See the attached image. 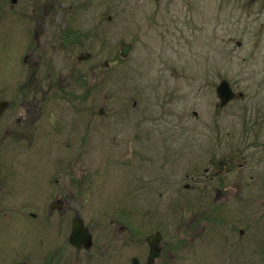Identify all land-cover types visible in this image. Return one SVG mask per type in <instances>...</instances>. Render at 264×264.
I'll return each instance as SVG.
<instances>
[{"label": "rangeland", "instance_id": "obj_1", "mask_svg": "<svg viewBox=\"0 0 264 264\" xmlns=\"http://www.w3.org/2000/svg\"><path fill=\"white\" fill-rule=\"evenodd\" d=\"M263 1L0 0V24L13 18L0 33L3 72L11 71L19 84L34 71L39 80L52 78L56 66L64 97L81 99L62 102L64 120L77 119L81 139L96 125L91 151L46 156L60 182H70L60 210L49 208L52 198L35 202L23 193L13 202L0 200V264H30L27 245L34 231H45L52 237L48 242L56 243L58 213L79 214L96 232L99 248L110 217L145 213V235L156 228L169 237L176 226L184 244L179 251L195 253L203 239L208 242L196 256L179 255V263L222 264L221 235L209 228L222 227L217 213L237 210H224L214 199L219 180L239 177L246 186L250 177L264 175ZM124 42L132 47L122 58ZM83 52L92 59L77 61ZM222 79L242 96L219 107L216 86ZM12 140L5 139L0 161H10ZM19 151L14 157L20 174L28 154ZM222 161L234 164L225 174ZM198 177L209 181L203 196L194 198L195 191L183 186ZM247 200L242 213L251 212ZM36 213L47 217L39 221ZM39 243L46 245L43 238ZM253 247L242 246L236 262L257 264Z\"/></svg>", "mask_w": 264, "mask_h": 264}, {"label": "flooded vegetation", "instance_id": "obj_2", "mask_svg": "<svg viewBox=\"0 0 264 264\" xmlns=\"http://www.w3.org/2000/svg\"><path fill=\"white\" fill-rule=\"evenodd\" d=\"M252 1L256 3L259 0ZM258 15H261V13H258ZM6 20L0 24V33L2 29L8 28V24L13 25V18H7ZM85 53H88L89 57L79 60L78 56L77 61L85 62L92 59L91 53ZM26 59L27 56L25 57ZM37 62L36 60L35 63ZM49 63L54 64V59H50ZM104 65L107 67L109 63L105 61ZM55 67L53 66L54 73L52 78L46 75L42 76V80H39L37 72L34 71L31 72L26 82L19 84L13 82L11 71L3 72V68H0V148L3 154H6L2 150L3 146L6 147V143H4L5 139H13L12 156H9L10 161H0V200L11 199L13 202V199L22 196L23 193V196H26L28 200L35 202L36 200L44 201L52 198L49 208L51 210L55 208L60 210L64 206L62 199V197H65L64 192L66 189H71L67 188L70 182L69 179L66 182L65 180L60 182L58 177L59 172L54 171L57 168L49 167L47 154L57 151H69V153L76 152L80 154L81 152H87L88 149L92 150L93 145L90 139L96 134V125L92 131V135L89 133L90 136L86 135L84 139H81L77 119L64 120L65 107L62 102L64 100L69 102L75 100L81 101V99H77L76 96L69 95V93L67 96H72L73 98L64 97L63 83L61 82L60 75H58V69ZM73 74L75 75V73ZM8 90L9 92H7ZM101 109L103 113L100 114L98 111L99 115L104 114V109L100 108L99 110ZM95 116L96 114L94 113L91 117ZM90 122L93 124V119L89 120V126H91ZM112 141L115 140L112 139ZM73 143L74 145H72ZM96 144L95 140V147ZM19 149V152L28 154L25 161L27 166L20 174L18 173L16 158L14 157ZM31 154H34V159ZM59 160L60 158L54 164L55 167H58L57 162ZM221 165L224 167L222 169L225 174L234 164L228 161L226 165L222 161ZM241 165L239 164V166ZM51 170L54 172L52 173ZM71 176L69 172L66 174L67 178ZM192 181L194 182L192 186L186 183L183 186L184 189H193L195 192L192 197L196 198L199 195V198H201L203 195L200 196V194L205 190L209 180L198 177L193 178ZM249 181L246 184L249 187H246L242 184L243 179L239 177L235 178L233 182L221 178L218 184L219 187L214 191V199L218 200L221 208L235 207V210H237L236 213H226V211L217 213L219 217L217 221L222 224V227L219 231L214 227L209 228V230H213L212 234L219 232L221 235L224 246V249L221 251L222 259L220 261H222V264H239L236 261L237 257H242V246L247 247L248 245L254 246L250 249L251 254L254 255L252 256L254 258L253 261L257 264H264V175L250 177ZM167 190L170 189L167 188ZM169 193V191H166L165 194L168 196ZM169 195L172 197L178 196L176 192H171ZM246 198L250 200L252 205V207L250 205V213H242V209H244L243 202L246 201ZM229 199L233 201V204H230V206L226 204L229 202ZM10 212L13 213V209ZM205 212L203 211L202 213ZM29 213L35 212L29 211ZM38 214L41 216L40 213ZM38 214H33V216H37L38 218ZM58 215L59 223L56 225V230L60 231V237H57L60 239L56 243L50 244L48 240H51L52 237L45 235V231L44 233L43 231L40 232L42 235L36 234L34 231L27 245L28 263L181 264L178 260L179 255L190 256L191 258L193 255L196 256L200 251L206 250L208 245V242L203 239V243H201L200 247L196 248L198 251L195 253L191 249L179 251L184 247V244L178 241L176 226H171V235L169 237L163 231H159L156 228L154 232L152 231L150 234L145 235V226L141 221V218L145 217V213H121L115 215V220L112 219L114 217H110V226L105 229L103 236L100 238L102 247L99 248L96 232L85 225L79 214L58 213ZM42 217L47 216L42 215L39 221H41ZM74 219H81L84 226L88 229L92 241L89 248L77 247L71 243L70 235ZM37 224L39 225L38 229H42L40 228L41 224L38 222ZM202 230L204 231L205 228H202ZM188 232L193 234V230L190 232L188 229ZM211 233L205 232L207 237ZM156 234L159 235V241L157 243V254L154 256L152 255V249L148 241L151 236H156ZM207 237L203 238L207 239ZM42 238L46 241V245L43 247L39 243L42 242ZM114 240H117L116 244L120 243L122 248L115 247ZM53 241L56 240L53 239ZM198 256L201 255L199 254ZM226 256L228 257L226 258ZM231 256L234 257V260L231 259Z\"/></svg>", "mask_w": 264, "mask_h": 264}, {"label": "water", "instance_id": "obj_3", "mask_svg": "<svg viewBox=\"0 0 264 264\" xmlns=\"http://www.w3.org/2000/svg\"><path fill=\"white\" fill-rule=\"evenodd\" d=\"M17 0H13V3ZM131 49L130 43H123L120 50V55L126 57L129 50ZM89 57L87 53H81L78 57L79 60H84ZM107 64V63H105ZM216 93L219 98V106H225L230 100L235 97V92L232 90L229 82L226 79H222L216 86ZM242 95L241 93L239 94ZM99 113L102 114L103 110H99ZM70 241L77 247L89 248L91 246V235L88 230L83 226V222L80 219H74L72 223ZM159 241V235L151 236L149 238V244L152 249V255L156 256L157 254V243Z\"/></svg>", "mask_w": 264, "mask_h": 264}]
</instances>
